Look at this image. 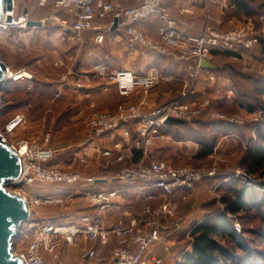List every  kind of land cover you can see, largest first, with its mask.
<instances>
[{"label":"built area","instance_id":"built-area-1","mask_svg":"<svg viewBox=\"0 0 264 264\" xmlns=\"http://www.w3.org/2000/svg\"><path fill=\"white\" fill-rule=\"evenodd\" d=\"M39 5L46 6L53 3L64 16L56 15L55 19L60 23L65 32H70L77 42L90 48L89 56H96L95 47L104 44L111 32L123 35L129 49L134 50L142 47L151 54L172 56L177 61L195 66L192 78L207 76L216 92H222L218 86L219 78L211 67L204 66V62L212 63L217 52H231L242 54L243 51L252 49L261 43L262 34L255 30L253 24L240 27L235 30L220 32L207 25L199 34H189L180 28V22L170 9V3L176 0H141L138 4L126 6L107 0H38ZM18 0H13V9L9 14L13 17L12 22H5L0 30H9L14 27L28 29L32 21L29 13H24L16 18ZM153 18L160 20L157 28L159 40L154 41L140 29L139 24ZM116 19L118 27L113 30ZM110 20L109 23H106ZM264 21V15L261 16ZM43 26L46 19L40 20ZM42 26V27H43ZM93 35L88 38V33ZM67 61H75L70 56ZM65 71L62 73L57 84L60 87L71 86L76 90H83L84 84L78 74L69 66V63L60 60L56 63ZM11 68L8 66V70ZM26 68L17 73L21 75ZM96 77L106 82L104 89H109V83H114L120 96L129 99L138 90L141 97L134 103H122L113 111L95 112L87 115L83 121L90 141H96L108 134L121 131L124 136L131 138L132 132L137 135V147L148 155L157 141L169 136V128L176 126L170 120H178L186 123L200 119L205 114H211L213 103L210 99L198 108L194 107L198 101V92L183 93V96L165 104L150 106L149 94L156 86L169 80V77L152 70L149 74H138L130 69L114 70L110 66L98 62L94 64ZM11 78V77H10ZM24 78V77H22ZM12 79V78H11ZM209 91V90H208ZM201 93V92H200ZM206 91L203 92L205 94ZM231 97V96H229ZM1 102V101H0ZM207 112H205V110ZM217 123L229 125L242 124V117L225 118L220 113L213 112ZM29 124L26 113H17L5 123L0 130V137L9 143L21 156L23 162V174L13 185L24 188L33 186L36 182L49 185L73 186L84 180L82 172L78 169L64 170L51 164L58 150L50 147L52 140L51 132L42 133L32 139L12 138L16 132ZM109 155L110 152H105ZM125 155L119 157L123 160ZM213 174V173H212ZM109 182L122 181L130 186L151 187L161 190L165 196L164 202L155 210L154 217L147 222L150 226L146 233V225L135 220L129 226L119 224L113 230H105L99 222L93 221L91 216H83L79 222L72 224H43L37 219V209L43 206L63 204L71 201L72 196H39L31 197L26 190L20 193L26 196L32 209V217L28 229L32 230V239L27 249L15 254L20 256L25 264H48L44 253L50 254L52 263L66 264L60 260V244L64 239L68 244H74L78 239L99 241L101 245H108L112 234L117 236L118 245L111 258L100 255L98 248L88 249L78 264H165V258L154 253V246L161 244L165 251L171 253V245L168 238L171 233H165L162 220L175 216L178 212L179 202L174 200L178 190L194 191L195 184L201 179L200 172L186 166H174L167 160H153L149 163L140 161L121 168L107 178ZM88 181L97 182V178L90 177ZM121 195V190L108 191L88 190L83 192V197L99 210H109ZM238 232L242 226L235 224ZM235 229V230H236ZM21 230V231H22ZM24 231V230H23Z\"/></svg>","mask_w":264,"mask_h":264},{"label":"rangeland","instance_id":"rangeland-1","mask_svg":"<svg viewBox=\"0 0 264 264\" xmlns=\"http://www.w3.org/2000/svg\"><path fill=\"white\" fill-rule=\"evenodd\" d=\"M251 4L255 5L257 9H260L259 6L262 5L263 7H261L260 10L262 14L264 13V0H252ZM214 6L216 9L220 6L218 9L224 11H220L224 13L223 16L219 18L215 17V20L210 24L215 30L227 32L245 27L248 24H253L255 30L264 36V21L261 20L262 14L256 18L246 17L242 12L238 11V7L234 0H215ZM24 13H29L33 20L40 21L46 19V27L37 30H33L31 27L28 29L14 27L9 30H0L1 59L5 63H8V66L11 67L14 72L26 68V73L29 74V76L21 79L10 80L9 84L11 83V88L15 91L6 93L3 89L0 90V101L3 100L6 101L7 104H10V107L6 108L4 114L0 117V130L7 120L17 113H26L29 117V124L16 132L12 138L32 139L42 136V133L45 134L46 132H51L54 137L55 133L53 132H60L62 128H66L70 124L69 121H67L70 116L67 112L71 109L69 106H71L72 103H76L78 100L76 94L68 88L71 86L61 88L57 82L52 83L53 80L50 77L55 75L57 71L55 68H61L56 65L60 60L55 62L56 58L60 56L57 55L59 54L57 51L59 50L58 48L61 47V43L54 45V41H58L59 35L61 36V33L63 34L66 32L61 27L60 23L56 21L55 16H64V12L56 8L53 3L41 6L38 0H18L16 18H20ZM135 50L136 53L137 51H144L141 46L132 51L135 53ZM212 64L216 75L221 78L218 86L222 87L224 82L232 81L234 91H231V93L233 95L231 93L227 94L214 91L215 85L211 84L207 76H203V78H193L192 82L186 83L184 88H182L181 95L183 96V93L187 90L194 93L198 92V101L194 107H200L206 99H210L213 106L210 109V115L209 112H207L208 109H204L208 114H205V116H202L200 119L185 124H195L201 130L200 135L208 134V132L212 131V127H205L203 124H209L211 126L213 124H219L214 120V116H212L213 112H215L229 119L242 117V124H227L230 127H237L240 130L239 134H219L217 144L212 154L203 158L200 156V153H197L196 145H193L191 148L187 147L185 144H178L179 142L199 144L197 141L193 139L178 140L170 132L169 136L157 141L151 148V150L159 149L160 152L165 149L167 151L166 155L152 159L151 161L167 160L174 166H186L200 172L201 179L197 182V187L194 192L191 193L190 199L192 200L193 206H195L194 208H196L195 212L197 211L194 217L198 216L200 211L204 209L207 213H216L226 208V205L222 202V196L225 193L223 184L231 181L233 178L240 179L243 185L248 186L251 190H256L259 194H264V168H261L256 173H252L245 163L248 149L251 147L254 140H256L259 128L264 124V96L262 93L264 90L263 46L258 44L252 49L243 51L242 54L223 51L219 55H214ZM204 91H206L205 94H203ZM152 92L153 90H151L149 94V99ZM141 95V90H138L129 99L123 97V101L118 105L124 102H137ZM229 96H231L232 99H228ZM150 106L155 105L150 103ZM80 109L81 108L77 106V109H75V111L73 110V112H75L73 116L79 115ZM81 111L83 110L81 109ZM106 111L109 112L113 110H92L84 113V118L95 112ZM59 120L62 121H60L61 123L65 122L58 125ZM181 125L184 124L172 126V128ZM53 137L51 143L53 142ZM67 142H69L68 135H57V143L59 144L56 149L66 148ZM148 155L144 154L145 157L140 161L147 162ZM55 165L53 166H60L58 168L61 169V167L70 164L64 162L55 163ZM52 186L56 185L36 182L33 186H25L24 188H19L11 184L8 186V189L12 192L26 190L31 197H39L35 195L36 190L44 192ZM71 202L72 200L63 204L43 206L39 208V210L44 214L49 210L53 213L51 215L62 216L67 211L66 208ZM182 204L183 203L179 202L178 212L175 216H169L161 221L165 228L164 232L171 233V236L168 238V243L174 248V251L171 249V254H168L165 258V264H180L183 257H180L179 254L176 253L178 248L187 247L189 250H192L193 247L194 239L191 235L192 227L184 229L187 227H185V222L182 220L184 217V206ZM198 207L201 209L199 210ZM187 210L190 211L188 207ZM231 217H233L234 227L236 226V222L242 226V231L238 232L235 228L236 232L240 236H244L248 245L254 248L256 253L261 252L264 254V212L255 210L243 211ZM143 224L146 225V223ZM28 228V225H26V228L24 227L23 229L24 231L22 230L15 240L14 250L17 253L26 250L32 239L33 231ZM148 228L146 230H150V226ZM219 239L223 245L232 248V244L228 243L225 239ZM88 243L89 242H85V239H78L74 244H68L62 239L59 250L60 260L66 264H78L83 255L81 250L84 249L86 247L85 244ZM157 246L160 245H156L155 247ZM234 249L237 253L243 254L241 249L235 247ZM256 253L251 257V260H258L256 264H260V257H258V259V254ZM50 260H52V258H50Z\"/></svg>","mask_w":264,"mask_h":264},{"label":"crops","instance_id":"crops-1","mask_svg":"<svg viewBox=\"0 0 264 264\" xmlns=\"http://www.w3.org/2000/svg\"><path fill=\"white\" fill-rule=\"evenodd\" d=\"M107 1L131 6L138 4L141 0ZM214 2L215 0H176L170 3V9L173 15L178 18L180 28L186 33L195 35L199 34L207 25L212 24L215 17L219 18L220 16H223L224 13L220 12L223 10L218 9L220 6L217 10L214 6ZM109 22L110 20L106 23ZM159 26L160 20L158 18H153L147 22L139 24L140 29L147 36L156 41L159 40L157 33V28ZM45 27L46 24L43 27L31 26L33 30L44 29ZM69 34L71 33H61V36L59 35L58 37L59 40L54 41V45L61 43V47L58 48L59 50L57 51V53H59L57 55L60 56L56 58L55 62L58 60L68 62L69 66L78 74L79 79L84 84L85 88L83 90H76L74 87H68L76 94L78 100L76 103H72L71 106H69L71 109L67 112L70 115L67 121H69L70 124L66 128H62L60 132H53L55 133L53 142L50 143L49 146L54 149L58 148L59 143H57V135H68L69 142L66 143L67 147L56 149L58 152L51 164L55 165V163L67 162L70 165L63 166L61 169H78L82 172L84 180L73 186L56 185L49 187L44 192L36 190V196H72L73 198L72 202L66 208L67 211L62 216L51 215L53 213L49 210L44 214L38 208L36 210L37 219L43 224L67 225L79 222L83 216H91L93 221L99 222L100 225L108 231L113 230L120 223L124 226H129L133 221L138 220L142 222V224L146 223L147 229L149 227L147 226V222L153 219L155 210H157L165 200L162 191L156 188L143 187L146 185L145 183L142 184L141 187L130 186L122 181H107V178L111 174L116 173L121 168L128 166L131 163L139 162L145 157L144 151L137 147V135L135 132H132V137L128 138L124 136L121 131H117L108 134L99 140L90 141L85 129L83 122L84 113L92 110H114L124 99L118 94L114 83H109L108 90L104 89V84L106 82L96 77L94 64L101 62L110 66L114 70L132 69L141 75L149 74L152 70H158L160 73L168 76V81L160 83L153 89L150 96V102L152 105L165 104L180 99L182 97V88H184L186 83L193 81L192 74L195 66L193 64L181 63L172 56L151 54L145 50L142 52L137 51V53L135 50L134 53L128 48L125 37L119 35L117 32L109 33L104 44L95 47L94 51L96 56H89L88 52L90 51V48L85 44L77 42V40ZM92 35L93 33L90 32L86 36L90 38ZM220 53L221 52H217L215 55H219ZM70 56L75 57L74 62L67 61ZM6 64L8 65V63ZM55 69L57 70L55 75L50 76L53 80L52 83L57 82L56 80L60 79L62 73L65 71L62 67ZM10 71L13 72L12 68ZM222 88L223 93L229 94L231 91H234L232 81L224 82ZM228 99H232V97H229ZM77 106L83 111L80 109L79 115L73 116L75 113L73 110L75 111ZM61 120L58 121V125L65 122V119L63 120V123H61ZM179 127L174 129L178 130ZM178 144H185L187 147L191 148L193 145H196L197 153H200L201 151V146L197 143L179 142ZM105 152H110V154L106 155ZM166 154V149L162 152H160L159 149H153L147 156V162L149 163L152 159ZM121 155H125L123 160L119 159ZM90 177L97 178V182H89L88 178ZM197 184L198 183L195 184L196 187ZM114 189L121 190V195L109 210H99L83 197L84 191H108ZM193 192L194 191L188 189L178 190L174 196V200L183 203L182 205L184 206V217L182 220H184L185 227H187L184 229L193 227L195 223L215 214L207 213L204 209L200 211L198 216L194 217L197 211L195 212L196 208H194L195 206H193L192 200H190L191 193ZM187 207L190 211L187 210ZM200 209L201 208H199V210ZM149 231L150 230H146V233H149ZM118 241V237L112 234L108 245H101L99 241H89L88 244H85L86 247L82 249L83 251L81 250V252H83L84 255L88 249L98 248L102 257L111 258L118 245ZM157 245H160L161 247H155V245L153 248L155 251L154 253L166 258L168 253L165 251L164 247L161 244ZM186 250L189 249L187 247H179L176 253L182 257ZM172 251H174L173 247ZM44 258L48 264L52 263V260H50L51 256L48 253H44Z\"/></svg>","mask_w":264,"mask_h":264},{"label":"trees","instance_id":"trees-1","mask_svg":"<svg viewBox=\"0 0 264 264\" xmlns=\"http://www.w3.org/2000/svg\"><path fill=\"white\" fill-rule=\"evenodd\" d=\"M252 0H234L238 11L246 17H257L262 14L260 10L251 4ZM264 15V13L262 14ZM261 15V16H262ZM264 50V36L261 37V43ZM6 93L15 91L11 88V83L3 88ZM264 96V90H263ZM10 104L1 100L0 117L4 114ZM12 118V117H11ZM10 118V119H11ZM8 119L7 121H9ZM205 127H212L208 134L200 135L201 130L196 125H181L180 129L169 128L170 132L178 140L193 139L201 146L200 156L207 157L212 154L219 134L238 135L240 130L235 126H228L224 123L203 124ZM250 172L256 173L264 168V124L257 132V138L248 149L245 161ZM225 193L222 196V202L226 205L222 211H217L214 215L195 223L191 229V235L194 239L192 250H186L183 253V260L180 264H256L258 260H251L256 253L254 248L248 245L244 236H240L234 227L233 217L243 211L255 210L264 212V194H259L256 190H251L243 185L240 179L233 178L231 181L223 184ZM21 233V232H20ZM219 238L225 239L232 244V248L221 243ZM242 250V255L234 249ZM260 257V264H264V254L256 253Z\"/></svg>","mask_w":264,"mask_h":264},{"label":"water","instance_id":"water-1","mask_svg":"<svg viewBox=\"0 0 264 264\" xmlns=\"http://www.w3.org/2000/svg\"><path fill=\"white\" fill-rule=\"evenodd\" d=\"M13 9V0H0V26L12 22L9 14ZM30 26L42 27L39 20H32ZM118 27L116 19L113 30ZM213 68L212 63H203ZM11 78L8 65L0 58V90L5 88ZM171 124H185L186 122L170 120ZM23 174V162L20 154L0 137V264H25L24 260L15 254V240L27 222L32 217L30 202L20 192H12L8 186L17 182Z\"/></svg>","mask_w":264,"mask_h":264},{"label":"bare ground","instance_id":"bare-ground-1","mask_svg":"<svg viewBox=\"0 0 264 264\" xmlns=\"http://www.w3.org/2000/svg\"><path fill=\"white\" fill-rule=\"evenodd\" d=\"M9 75L12 79H21L22 77L29 76V74L26 72H23L21 75H19L17 72L14 71L11 72L10 70H9Z\"/></svg>","mask_w":264,"mask_h":264}]
</instances>
